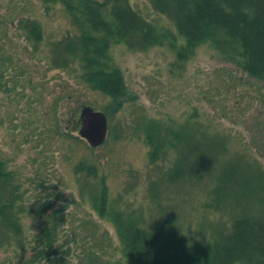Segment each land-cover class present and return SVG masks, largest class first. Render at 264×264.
Returning a JSON list of instances; mask_svg holds the SVG:
<instances>
[{"label":"rangeland","instance_id":"374dc122","mask_svg":"<svg viewBox=\"0 0 264 264\" xmlns=\"http://www.w3.org/2000/svg\"><path fill=\"white\" fill-rule=\"evenodd\" d=\"M12 1L28 8L1 9L3 30L14 33L15 16L24 20L22 38L0 41V82H21L25 93L20 100L0 93V264H28L43 203L50 208L42 213L56 216L50 228L58 246L68 251V259L58 251L59 264H133L122 248L119 216L162 228L169 239L194 237L208 245L227 234L236 208L252 214L261 206L264 81L253 87L220 73L223 62L241 67L239 44L224 33L190 43L155 0H108L104 7L91 0ZM125 2L144 32L107 38L105 28L116 25ZM68 35L77 42L55 57ZM210 75L221 83L214 97L207 91ZM83 105L109 117L107 139L97 148L70 128ZM159 136L161 145L147 142ZM224 172L230 176L219 184ZM242 182L262 193L242 197ZM12 198L26 204L17 214L18 231L7 226V207L20 205ZM82 242L88 246L74 255Z\"/></svg>","mask_w":264,"mask_h":264},{"label":"trees","instance_id":"16d2710c","mask_svg":"<svg viewBox=\"0 0 264 264\" xmlns=\"http://www.w3.org/2000/svg\"><path fill=\"white\" fill-rule=\"evenodd\" d=\"M155 5L175 16L181 31L190 43L215 39L224 33L231 43L240 45L241 67H233V63L223 62L225 67L220 73L253 87L260 85V80L264 81V0H155ZM143 23L125 2L124 10L116 19V24L121 27V35L127 39L133 38L136 32L143 33ZM224 42L229 45L228 42ZM208 83L207 91L210 96L214 97L221 91V83L216 75H210ZM100 87H103L102 83ZM261 90L264 91L263 88ZM216 104L217 102L211 106L216 107ZM217 115L222 119L226 118L222 114ZM231 121L233 123V120ZM71 123V130L76 131L77 116ZM237 124L239 125V122ZM259 124L256 129L260 128ZM183 134L184 132L179 131L173 135L171 144L174 148L179 147ZM147 142L152 146L162 144L150 143L148 137ZM205 145L207 146L208 142H205ZM213 145L214 143H211L210 146ZM151 153L153 157L154 151ZM227 174L224 172L219 177V184L223 183ZM229 176L230 174L226 178ZM240 189L238 194L242 197L262 193L259 185L248 182L240 183ZM262 190L264 195L263 187ZM260 198L261 206L252 214L244 209L240 212L236 208L238 214L233 216L227 234L216 238L208 245L196 242L194 237L191 242L180 238L169 239L162 228L143 229L138 227V224L124 220L120 216L116 217L123 251L133 264H264V196ZM42 203L43 201H39V204ZM49 208L50 206L44 203L40 208L38 231L34 240H30L28 244V264H59L57 258L59 250L62 258L68 259V251L64 249V245L60 243L58 246V233L50 228V223L56 216L42 213ZM9 212L8 216L11 219L7 225L13 227L15 231L21 230L17 219L19 209L13 217ZM56 225L57 223L52 224V228L55 229ZM82 244L75 246L73 254L84 252L88 245L84 242Z\"/></svg>","mask_w":264,"mask_h":264},{"label":"water","instance_id":"95a60500","mask_svg":"<svg viewBox=\"0 0 264 264\" xmlns=\"http://www.w3.org/2000/svg\"><path fill=\"white\" fill-rule=\"evenodd\" d=\"M78 134L91 147L101 145L107 136L106 116L90 107H84L80 115Z\"/></svg>","mask_w":264,"mask_h":264},{"label":"flooded vegetation","instance_id":"af4514ba","mask_svg":"<svg viewBox=\"0 0 264 264\" xmlns=\"http://www.w3.org/2000/svg\"><path fill=\"white\" fill-rule=\"evenodd\" d=\"M14 3L12 0H0V10L3 8L9 9L11 7H13ZM22 7H27V6H22ZM11 35V32H9L8 30H6L5 32H0V38L5 40L8 39Z\"/></svg>","mask_w":264,"mask_h":264}]
</instances>
